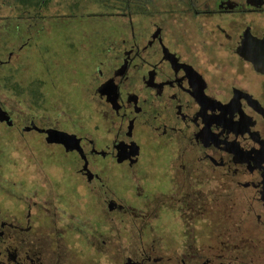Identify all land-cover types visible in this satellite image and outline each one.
I'll return each mask as SVG.
<instances>
[{
  "label": "flooded vegetation",
  "instance_id": "obj_1",
  "mask_svg": "<svg viewBox=\"0 0 264 264\" xmlns=\"http://www.w3.org/2000/svg\"><path fill=\"white\" fill-rule=\"evenodd\" d=\"M184 3L202 17L191 35L148 20L100 63L80 150L46 143L77 157L73 176L102 200L96 222L78 221L59 252L14 202L0 264H264V0Z\"/></svg>",
  "mask_w": 264,
  "mask_h": 264
},
{
  "label": "rangeland",
  "instance_id": "obj_2",
  "mask_svg": "<svg viewBox=\"0 0 264 264\" xmlns=\"http://www.w3.org/2000/svg\"><path fill=\"white\" fill-rule=\"evenodd\" d=\"M155 5L147 9L154 17L147 18V10L124 9L121 0H0V62L8 61L0 66V107L14 121L13 127L0 122V210L11 212L14 202L30 209L47 244L59 252L67 233L69 246L77 245L74 226L96 222L102 200L73 176L74 154L23 128L34 123L95 134L99 114L90 96L100 63H110L132 36L143 35L148 20H170L191 35V25L202 18L189 13L184 0Z\"/></svg>",
  "mask_w": 264,
  "mask_h": 264
},
{
  "label": "water",
  "instance_id": "obj_3",
  "mask_svg": "<svg viewBox=\"0 0 264 264\" xmlns=\"http://www.w3.org/2000/svg\"><path fill=\"white\" fill-rule=\"evenodd\" d=\"M0 122L6 123L8 126L12 125V121L10 117L1 109L0 107ZM24 132L29 131H36L38 133L46 134L45 142L48 144H59L62 145L66 151H79L80 145H79V139H77L76 135L69 134L64 131H60L53 128H39L34 123H31V125L23 128Z\"/></svg>",
  "mask_w": 264,
  "mask_h": 264
},
{
  "label": "trees",
  "instance_id": "obj_4",
  "mask_svg": "<svg viewBox=\"0 0 264 264\" xmlns=\"http://www.w3.org/2000/svg\"><path fill=\"white\" fill-rule=\"evenodd\" d=\"M132 1H137V3H133ZM152 0H121V5L124 9H130L131 5L133 4L134 7H138V8H142L141 4L144 3H150ZM151 4V3H150ZM133 7V6H132ZM34 86H38V84L34 85ZM32 86V87H34Z\"/></svg>",
  "mask_w": 264,
  "mask_h": 264
}]
</instances>
